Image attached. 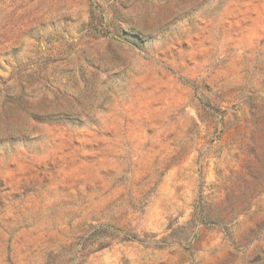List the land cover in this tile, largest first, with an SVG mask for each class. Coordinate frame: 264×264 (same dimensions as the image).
Here are the masks:
<instances>
[{"label": "rangeland", "instance_id": "374dc122", "mask_svg": "<svg viewBox=\"0 0 264 264\" xmlns=\"http://www.w3.org/2000/svg\"><path fill=\"white\" fill-rule=\"evenodd\" d=\"M0 264H264V0H0Z\"/></svg>", "mask_w": 264, "mask_h": 264}]
</instances>
